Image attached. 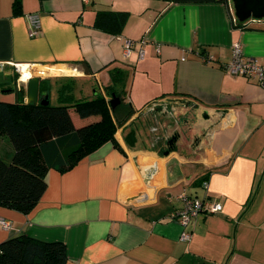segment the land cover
Returning <instances> with one entry per match:
<instances>
[{"label":"crops","instance_id":"crops-1","mask_svg":"<svg viewBox=\"0 0 264 264\" xmlns=\"http://www.w3.org/2000/svg\"><path fill=\"white\" fill-rule=\"evenodd\" d=\"M14 1L0 0V101L22 89L28 103L30 78L56 103L67 80L73 99L109 100L120 68L134 113L68 170L49 167L31 211L0 206L11 222L0 242L61 241L65 264H264V85L224 69L234 45L264 66V19L236 25L230 0H19L13 14ZM99 10L128 12L119 34L93 25ZM29 13L40 20L34 37ZM71 139L44 145V156L60 161ZM180 195L222 206L191 218L189 240L174 217Z\"/></svg>","mask_w":264,"mask_h":264},{"label":"trees","instance_id":"trees-1","mask_svg":"<svg viewBox=\"0 0 264 264\" xmlns=\"http://www.w3.org/2000/svg\"><path fill=\"white\" fill-rule=\"evenodd\" d=\"M219 1L228 3V0ZM12 13H21L19 0L14 1ZM127 16L126 11L99 10L93 25L117 35ZM234 22L245 27L248 20ZM126 79L125 70H110L107 93L114 94L119 100L114 108L101 94L73 99L68 94L71 91L68 83L60 85L57 90L55 105L50 102L46 105L26 103L22 89L15 90L12 103L0 101V134L8 138L13 148L9 161L0 157V206L28 213L46 188L45 174L49 167L66 171L81 157L113 140L116 129L134 113L126 101ZM69 135L72 144L64 158L50 163L44 156V145ZM131 135V132L126 134L128 144L133 142V139L129 140L133 137ZM66 260L65 244L61 241L17 235L0 242V264H65Z\"/></svg>","mask_w":264,"mask_h":264},{"label":"built area","instance_id":"built-area-1","mask_svg":"<svg viewBox=\"0 0 264 264\" xmlns=\"http://www.w3.org/2000/svg\"><path fill=\"white\" fill-rule=\"evenodd\" d=\"M29 25V36L34 37L38 34L40 28V20L37 13H29L26 15ZM143 42V41H142ZM134 42L130 39L123 41V52L127 56L133 46ZM143 54L142 48L139 51V56ZM225 71L232 75H242L247 78L255 80L258 84L264 85V66L257 63L252 58H247L242 55V50L239 45H234L232 50V56L230 62L224 67ZM206 187V182H203ZM183 199L182 207L174 214L176 220L182 227L180 234L181 240H189L190 231L186 230L191 218L199 213L211 214L221 211L222 206L220 203L211 201L207 198H191L184 195H180ZM0 227L3 229H9L11 222L0 218Z\"/></svg>","mask_w":264,"mask_h":264},{"label":"water","instance_id":"water-1","mask_svg":"<svg viewBox=\"0 0 264 264\" xmlns=\"http://www.w3.org/2000/svg\"><path fill=\"white\" fill-rule=\"evenodd\" d=\"M233 9V15L239 22L249 19L260 20L264 18V0H230ZM28 102L46 105L49 103L46 93H39V79L30 78L27 82ZM109 104L114 108L119 100L114 94L110 95Z\"/></svg>","mask_w":264,"mask_h":264},{"label":"rangeland","instance_id":"rangeland-1","mask_svg":"<svg viewBox=\"0 0 264 264\" xmlns=\"http://www.w3.org/2000/svg\"><path fill=\"white\" fill-rule=\"evenodd\" d=\"M68 84H70V85H72V83H71V81L70 80H67L66 81ZM50 103L52 104V105H55L56 104V99H55V97L54 96H51V98H50ZM7 142H8V144L11 146V144L9 143V141H8V139H5ZM12 147V146H11Z\"/></svg>","mask_w":264,"mask_h":264}]
</instances>
